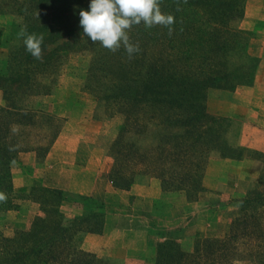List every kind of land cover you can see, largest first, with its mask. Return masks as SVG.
<instances>
[{"label": "trees", "instance_id": "trees-1", "mask_svg": "<svg viewBox=\"0 0 264 264\" xmlns=\"http://www.w3.org/2000/svg\"><path fill=\"white\" fill-rule=\"evenodd\" d=\"M12 4L22 21L0 64L5 98L0 104V211L19 208L16 200L29 198L43 212L12 236L0 231V264H234L241 258L264 264V171L245 195L234 198L237 209L224 236H198L189 246L166 237L156 242L151 256L144 250L119 259L83 246L86 233H100L105 226L103 200L41 179L19 193L11 169L21 151L46 152L57 138L58 114L33 104V98L50 94L69 54L79 50L92 53L83 90L108 113L125 114L110 144V177L117 186L129 187L142 171L157 176L165 191L193 195L204 189L201 164L209 151L237 159L249 151L264 159L263 153L230 140L234 119L211 114L206 101L209 87L253 83L258 64L250 41L255 34L236 23L245 0ZM65 203L80 211L67 214Z\"/></svg>", "mask_w": 264, "mask_h": 264}, {"label": "rangeland", "instance_id": "rangeland-1", "mask_svg": "<svg viewBox=\"0 0 264 264\" xmlns=\"http://www.w3.org/2000/svg\"><path fill=\"white\" fill-rule=\"evenodd\" d=\"M0 3L2 4L0 6L6 10L0 13L1 64L6 58L11 42L17 37L18 24L22 18L12 11V0H0ZM236 23L239 28L255 34L250 41V51L257 56L258 64L252 79L253 83H241L234 88L209 87L207 107L215 116L234 119L236 127L230 131L231 134L233 133L230 135V140L235 139L238 144L264 154V99L259 101V97L264 95V56L261 54V51H264V0H245L244 14ZM91 56L90 50L70 53L59 81L50 94L35 96L33 104L43 105L55 111L58 114V121L61 122L62 127L64 126V134L72 137L70 140L90 142L94 146L92 149L95 153L102 154L104 149L111 155L109 146L117 137L125 121V114L120 111L108 113L97 97L83 90L84 77ZM258 77L261 87L253 92L252 86L255 85ZM255 102L257 105L254 104ZM46 153L47 151H37L36 167L24 163L20 157L12 163L13 181L17 192H27L34 181L44 180L43 170L40 167L42 165L38 164L43 162L39 156ZM202 159L204 189L189 195L186 190L165 191L161 185L163 193L155 199L153 216L150 218L153 230L165 228L163 236L166 235L165 232L174 230L177 237L173 238L185 246L192 244L194 238L198 236H224L230 229L231 219L237 209L234 198L245 195L264 171V159L249 151L242 158L237 159L225 157L218 150H211ZM154 176L152 173L141 171L137 175V182L142 184L147 178L150 191L155 193L157 182L155 184ZM158 182L160 184V181ZM116 187L117 190L113 186L106 185L104 190L109 192L105 193L106 196L100 197L107 200L108 205H112L109 209L111 211L109 218L115 220L116 217H120L119 221L123 222V226H127L129 223L126 219H129L131 217L129 214L132 213L129 203H132L133 199L123 193L119 189L121 187L117 185ZM123 194L126 196L124 202H122ZM16 201L20 204L19 208L0 211V231L5 236H12L17 230L28 227L35 215L43 212V206L29 198H18ZM117 206L119 209H115ZM63 210L72 215L79 211V207L65 203ZM114 211H119L120 214ZM140 216H143V213H140ZM171 227L177 228L171 230ZM104 239L101 233H86L83 246L98 254L112 255L119 259L137 257L140 253L141 249L110 250L102 244ZM145 251L148 257L152 255L153 249ZM234 264H249V262L241 258L236 259Z\"/></svg>", "mask_w": 264, "mask_h": 264}, {"label": "crops", "instance_id": "crops-1", "mask_svg": "<svg viewBox=\"0 0 264 264\" xmlns=\"http://www.w3.org/2000/svg\"><path fill=\"white\" fill-rule=\"evenodd\" d=\"M261 54L264 56V51H261ZM258 81L259 77L255 85L252 86L253 92L258 91L261 87ZM262 99H264V95L259 97V101ZM4 101V94L0 89V104ZM254 104L257 105V102ZM91 132L93 133V131ZM70 138L72 137L64 134L63 126L46 155L39 156L43 160L41 164H38L42 165L40 167L43 170V183L60 187L70 192L95 196L105 202V226L102 232H100L105 238L102 244L113 251L121 248L141 249L140 251H144L150 248L153 249L156 242L160 239L177 237V233L174 230L165 232L166 235L163 236L165 228L157 231L151 228L150 218L153 216L155 199L163 193L161 181L157 176L153 177L155 184L157 182L155 193L150 191L151 188L148 185L149 180L147 178H145L146 181L142 184H138V173L129 187L119 188L130 199H133L132 203H129V209L132 211L129 214L131 217L126 219L129 225L123 226V222L119 221L120 217L111 220L109 218V212H111L109 209L112 205H108L107 200L100 196H106L105 193L109 192V190H104L106 185L107 187L113 186L115 189L117 188L110 177L114 160L104 149H102V154L95 153L92 149L94 146L90 142H74ZM19 157L23 159L24 163L33 164L36 167L37 150L21 151ZM158 181H160V184H158ZM125 194H123L124 198H122V202L126 200ZM130 199L129 201H131ZM115 209H119V207L117 206ZM140 213H143V216H140ZM142 221L143 223H141ZM174 228L176 229L177 227ZM174 228L171 227V230Z\"/></svg>", "mask_w": 264, "mask_h": 264}]
</instances>
